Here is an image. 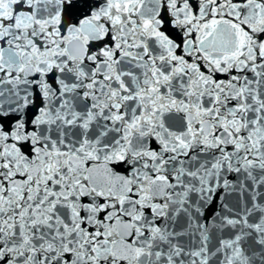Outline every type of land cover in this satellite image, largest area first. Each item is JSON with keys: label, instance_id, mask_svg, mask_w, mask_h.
<instances>
[{"label": "snow or ice", "instance_id": "obj_1", "mask_svg": "<svg viewBox=\"0 0 264 264\" xmlns=\"http://www.w3.org/2000/svg\"><path fill=\"white\" fill-rule=\"evenodd\" d=\"M0 264H264V0H0Z\"/></svg>", "mask_w": 264, "mask_h": 264}]
</instances>
